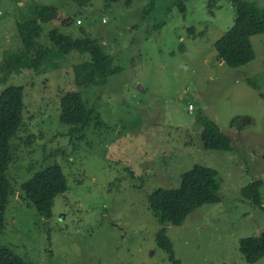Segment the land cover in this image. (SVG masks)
<instances>
[{
    "label": "rangeland",
    "instance_id": "obj_1",
    "mask_svg": "<svg viewBox=\"0 0 264 264\" xmlns=\"http://www.w3.org/2000/svg\"><path fill=\"white\" fill-rule=\"evenodd\" d=\"M248 1L264 8V0ZM79 5L0 0V95L11 85L24 87L27 126L12 140V192L0 247L27 264H175L157 244L162 225L148 197L179 188L182 174L201 165L222 179L221 201L200 208L181 227L167 226L174 259L249 264L240 241L264 233V188L263 209L241 194L264 182V34L251 38L255 59L231 68L215 49L235 23L231 0ZM80 26L106 53L92 66L97 87L74 84V66L89 55H63L51 38L53 31L82 38ZM42 50L38 71L14 61L17 53L35 58ZM70 91L81 92L99 122L80 131L60 121V100ZM203 115L232 139L233 151L203 148ZM237 117L241 122L232 128ZM55 165L63 169L67 190L47 220L25 199L22 185Z\"/></svg>",
    "mask_w": 264,
    "mask_h": 264
},
{
    "label": "trees",
    "instance_id": "obj_2",
    "mask_svg": "<svg viewBox=\"0 0 264 264\" xmlns=\"http://www.w3.org/2000/svg\"><path fill=\"white\" fill-rule=\"evenodd\" d=\"M83 7L94 0H72ZM235 7L234 26L226 32L215 44V49L220 60L231 68L245 66L255 59V51L251 38L264 34V8L258 7L248 0H231ZM182 13L186 12L183 2L179 4ZM215 7V1L211 2V12ZM48 9V8H46ZM213 13V12H212ZM81 27L82 38L74 39L53 31L51 38L55 48L63 55L77 52L89 55L90 59L74 66V84L79 88L97 87L92 72L93 64L106 58L103 45L96 39L87 36L86 30ZM46 51H39L37 57L31 58L25 52L15 55L18 67L29 68L38 71L45 59ZM60 121L66 125L77 126L84 131L94 120L100 121L98 115H92L88 111L86 103L80 91L65 93L60 100ZM24 87L11 85L4 89L0 95V229L5 225V211L9 205L12 192L11 183L7 176L10 164L14 160L12 140L18 138L21 131H26L24 122ZM198 122L202 128L201 143L207 151H233L232 139L225 135L220 127L207 116H200ZM241 122L237 117L231 122L235 127ZM242 130V127H238ZM29 139V138H28ZM33 141V136L30 137ZM31 141L27 145H31ZM222 179L214 169L196 165L192 170L181 176V184L177 189H157L148 197L150 209L158 218L162 228L157 234L159 248L170 255L175 264L173 243L167 235V226L181 227L187 218L200 208L216 204L221 201L219 196ZM263 181H256L241 191L242 197L249 200L253 206L263 209L261 190ZM25 199L29 201L44 219H51L55 199L67 190V179L63 169L59 165L51 166L22 185ZM240 253L249 264H256L264 259V233L258 237L241 239ZM0 264H27L13 251L0 247Z\"/></svg>",
    "mask_w": 264,
    "mask_h": 264
}]
</instances>
